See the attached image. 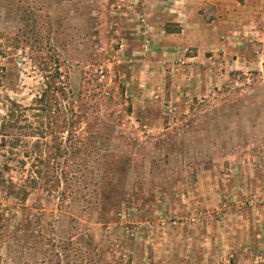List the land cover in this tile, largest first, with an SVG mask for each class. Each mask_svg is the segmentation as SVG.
<instances>
[{"label":"rangeland","instance_id":"rangeland-1","mask_svg":"<svg viewBox=\"0 0 264 264\" xmlns=\"http://www.w3.org/2000/svg\"><path fill=\"white\" fill-rule=\"evenodd\" d=\"M186 4L0 0V116L43 82L65 110L44 136L60 151L57 192L22 208L0 189V264H264V0H227L210 42L173 49L166 20ZM199 46L196 71L184 54Z\"/></svg>","mask_w":264,"mask_h":264},{"label":"trees","instance_id":"trees-1","mask_svg":"<svg viewBox=\"0 0 264 264\" xmlns=\"http://www.w3.org/2000/svg\"><path fill=\"white\" fill-rule=\"evenodd\" d=\"M42 85L40 91L27 105L20 104L13 99H7L3 114L0 116V189H2L5 197L15 200L12 202L13 204L18 202L22 208L25 207L23 201L30 192L37 188L46 192H57L59 182V178L56 176L54 159L56 153L58 155L60 151L58 147L47 144L44 141V136L46 134L55 136L51 133L54 131L60 132L64 127L62 122L61 124L58 122V118L60 116L64 118L65 114V110L58 106L60 98L64 96V91L55 82H43ZM106 89L105 92H107ZM118 99H116L114 105L117 104ZM67 106L66 111L69 113L68 125L74 128L78 109L74 108L73 101L68 102ZM119 116V112H117L116 116L111 119L113 124H115L114 120L119 119ZM41 117L48 119V121L46 123L41 122ZM92 120L95 128L106 127L103 125V118L93 116ZM88 123L87 125L90 124ZM88 133L90 134L88 141H90L92 147H95L98 142L97 138L100 135L96 132V129H92ZM67 135H69V140H72L73 144L77 142L78 134L70 130ZM29 138L33 139L29 141ZM79 152V149L73 147L71 153ZM64 153H66V150ZM50 158L52 159L51 163ZM11 171L18 173L15 180L10 175ZM67 172V169L65 171L59 170L61 175L67 174ZM67 188L69 189V186ZM63 189L55 196L59 205H62L67 196L65 187ZM22 215L24 214L22 213ZM19 220L17 225L21 224L22 221V227L26 228L28 226L26 215L23 216L22 220ZM58 241L63 243L62 240Z\"/></svg>","mask_w":264,"mask_h":264},{"label":"crops","instance_id":"crops-1","mask_svg":"<svg viewBox=\"0 0 264 264\" xmlns=\"http://www.w3.org/2000/svg\"><path fill=\"white\" fill-rule=\"evenodd\" d=\"M190 1L188 0V4L182 7L181 18L176 19V16L172 13L171 19L166 20L177 23L178 28L176 31L165 33L166 37L171 35L173 39H176L180 36L181 39L179 43L169 44L173 49L178 47L186 49L195 45V41L201 38L210 42L216 36L214 29L218 25L220 26L222 22H226L224 18L230 14L227 11L229 7L225 5L227 0H200L199 2L195 1L194 5L190 4ZM200 48L199 46L196 50H189L190 54H184V58L190 61V66L196 71L200 68L198 61L201 55L202 57L204 55ZM219 74L220 77L223 76L221 73ZM206 75L208 77L205 82H218V74L211 71L209 74L205 73Z\"/></svg>","mask_w":264,"mask_h":264},{"label":"built area","instance_id":"built-area-1","mask_svg":"<svg viewBox=\"0 0 264 264\" xmlns=\"http://www.w3.org/2000/svg\"><path fill=\"white\" fill-rule=\"evenodd\" d=\"M210 64H213V61H211Z\"/></svg>","mask_w":264,"mask_h":264}]
</instances>
